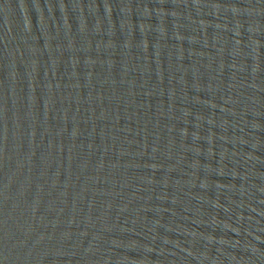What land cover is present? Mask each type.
I'll return each mask as SVG.
<instances>
[{
  "label": "water",
  "instance_id": "95a60500",
  "mask_svg": "<svg viewBox=\"0 0 264 264\" xmlns=\"http://www.w3.org/2000/svg\"><path fill=\"white\" fill-rule=\"evenodd\" d=\"M0 264H264V0H0Z\"/></svg>",
  "mask_w": 264,
  "mask_h": 264
}]
</instances>
